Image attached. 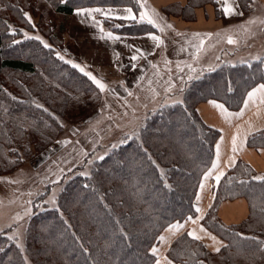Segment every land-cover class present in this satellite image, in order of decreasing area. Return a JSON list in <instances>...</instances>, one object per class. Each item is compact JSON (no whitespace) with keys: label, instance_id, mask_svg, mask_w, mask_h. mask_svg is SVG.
Wrapping results in <instances>:
<instances>
[{"label":"trees","instance_id":"obj_1","mask_svg":"<svg viewBox=\"0 0 264 264\" xmlns=\"http://www.w3.org/2000/svg\"><path fill=\"white\" fill-rule=\"evenodd\" d=\"M236 1L245 11L252 4ZM206 3L216 0H187L172 12L186 17ZM40 5L64 16L83 8L129 7L135 12L139 8L137 0H0L2 173L18 165L30 136L38 138L34 143L40 152L61 133L60 114L96 93L85 75L62 62L54 49L61 47L53 45L50 36L49 47L25 36L41 34V26L47 24ZM102 21L118 35L152 31L147 23L135 20ZM262 82L264 59L220 66L194 79L180 103L148 112L135 131L121 136L122 144L93 161L87 172L72 175L54 208L45 206L31 218L25 230V255L32 264H153L150 250L161 231L194 216L197 188L213 160L219 133L201 119L197 105L212 99L237 110L247 91ZM248 143L264 147V134L253 135ZM5 153L10 158L5 159ZM254 177L239 161L215 189L202 222L222 242L219 252L212 253L184 233L169 247L168 259L177 264H264V180ZM234 199L245 200L249 212L238 225L226 226L218 218V207ZM6 234L0 232V264H26L23 251Z\"/></svg>","mask_w":264,"mask_h":264},{"label":"crops","instance_id":"obj_2","mask_svg":"<svg viewBox=\"0 0 264 264\" xmlns=\"http://www.w3.org/2000/svg\"><path fill=\"white\" fill-rule=\"evenodd\" d=\"M229 2L231 3L232 0H229ZM252 2L264 5V0H252ZM140 3H144L145 7L141 8ZM182 3H184L183 0H140L138 10L136 12L132 10L133 15L136 16L134 20L142 22L139 16L142 12H147L156 21V26L143 21L151 26L152 31L138 36L112 33L113 36L120 37L119 40L100 38L101 36L106 37V34L111 32L103 24L102 19L134 21L133 19L119 18L127 15L124 10L129 7L83 8V10L101 9L107 15L100 12H93L91 16L87 13L77 15V11L82 9H77L69 15L87 36L95 32L100 44L102 43L104 47L122 46L119 49L116 47L114 51L115 55L118 54L116 69L120 71V75H117L115 79L109 78V81H101L106 85L105 90L102 91L104 95L109 98L116 95L115 97L121 101L131 99L134 102L137 100L140 102L139 106L142 109L151 110L153 108L148 101L152 100L150 94L155 90V86L163 87V89L162 87L160 90L158 89L157 100H153L158 101L163 92L170 94L168 89L172 90L175 83L174 78H177V82L186 83L185 81L193 78L199 72L202 73V70L213 69L219 63V57L221 56V53L218 52V46L222 44L230 46L239 42L240 37L243 36V33H240L242 30L248 34L249 45L252 44L254 36L264 31V17L257 19L256 23H249L252 19H247L246 15L244 17L243 15H237V17L233 18L224 14L228 30H225L222 35L219 32L220 26L215 23V14L212 8L194 10L195 19L192 23H189L184 21L186 20L185 17L181 15L175 16V12H172V9H175L176 6H184ZM234 5L237 4L234 3ZM223 6L224 0H220L219 7L222 11ZM169 10L171 13L166 14L165 11ZM92 17H95V20ZM95 21H99V25ZM168 25H171V27L169 28ZM101 28H103V32H101ZM152 35L162 40L163 44L157 47L156 41L151 39ZM236 36H238L239 40L233 38ZM79 38L81 43L86 44L84 38H81V36ZM229 38L235 42L228 43ZM201 41H203L202 44ZM243 45L249 46L245 41H243ZM214 46L217 50L209 56L213 52L212 48ZM136 49L142 50L145 55L141 56ZM133 55H136L138 59L135 61L131 60L130 57ZM70 59L72 65H79L78 69H83V73L86 72L84 71L85 69L88 72H92L93 68L87 64L85 58L80 56L78 59L76 57ZM129 61L131 62L129 70L123 72V68L125 66L128 67L127 62ZM173 68H179V70L172 73L170 71ZM91 74L95 76L93 72ZM261 84H264V82L258 83L247 91L241 107L237 110H229L220 101L212 99L197 105L196 110L201 119L206 125L216 129L219 133L214 145L213 160L210 167L202 175L197 188L194 216L188 217L181 222H174L161 231L157 242L150 250V253L155 258L153 264H157V261L160 264H169V262L177 264L168 259L166 253L171 244L184 233L194 232L196 236L201 237L196 240L205 244L212 253H216V248L220 249L222 247V242L206 229L202 221L213 203L214 192L220 180L237 162L240 161L246 164L255 177L264 176V147H253L248 143L249 138L253 135L264 134V103H261L264 93H257L250 101L247 95ZM114 89L117 92H112ZM245 101H248L247 106H245ZM217 105H222L223 107H217ZM125 110H128V108ZM234 137H236L235 152L233 151L232 143ZM233 160L234 164L231 163ZM214 165L216 167H213ZM221 172L223 173L222 176L220 175ZM208 173H211V175L205 178ZM217 176H220L219 180L216 179ZM248 212L249 209L245 200H228L219 205L218 218L222 224L234 226L241 223L247 217ZM173 225H182V227L173 228ZM190 237L193 238L192 236ZM212 237L215 239H212ZM153 249L156 251L154 252Z\"/></svg>","mask_w":264,"mask_h":264},{"label":"rangeland","instance_id":"obj_3","mask_svg":"<svg viewBox=\"0 0 264 264\" xmlns=\"http://www.w3.org/2000/svg\"><path fill=\"white\" fill-rule=\"evenodd\" d=\"M183 2L184 5L187 0H183ZM235 3L239 5L237 1ZM39 7L45 11L44 17L47 19V24L41 26V34L33 32L27 33V36L33 38L38 36L43 44L46 43L51 46L46 38L50 36L55 42L53 45L58 44L61 47L54 49H58L56 54H59V58L63 57V59L60 58L62 62L73 67L71 62L69 63L70 58L76 57L78 59L81 56L93 68L94 77L100 81H109V78L115 79L117 75H120V71L116 69L118 59L114 51L116 47L119 49L122 46L104 47L102 43L100 44L95 32L87 36L70 16L54 13L51 9H45L44 5ZM176 7L179 8V6ZM205 8L214 10L215 23L220 26L219 32L223 35V32L228 30L227 20L225 21L224 12L219 7L217 0L215 4L206 3L195 6L191 15H187L184 21L192 23L195 19L194 10ZM237 11L242 12L243 17L246 15L247 19L251 18L255 21L264 17V5L256 2H252L251 7L246 11L240 6ZM177 13L179 12H175L174 15L178 16ZM231 17L234 18L237 15H231ZM126 22L130 21L126 20ZM240 33H243L244 37L239 36V42L230 46L225 44L218 46V52L221 53V56L219 63L214 68L240 64L249 65L260 60V58L264 59V31L252 38L251 45H249L250 40H247V32L242 30ZM144 34L146 33L139 35ZM79 36L84 38L86 44L79 41ZM233 38L239 40L238 36ZM244 38L245 40H243ZM243 41L249 46H244ZM216 50L217 48L214 46L213 52L209 56ZM130 63V61L127 62L128 67L125 66L123 72L129 70ZM75 69L85 75L80 69ZM177 70L179 68H173L170 72L173 73ZM84 71L88 72L87 69ZM202 71V73L199 72L193 78L185 81L186 83L177 82V78H174L175 83L172 90L169 91L170 94L163 92L158 101L153 100H157V92L162 86H155V90L150 94L152 100L148 101L153 108L151 110L142 109L137 100L134 102L131 99L121 101L115 97L116 95L109 98L85 75L96 91L91 96L93 98L84 97L83 100L70 104L60 114L62 118L59 120L62 128L61 133L52 142L45 144L40 152L34 143L39 142L38 138L29 135L28 146L22 149L18 165L8 172L2 173L0 171V232L6 230L7 237L14 241L24 253L25 230L31 218L45 210V206L50 209L54 208L60 190L69 182L72 175L82 170L87 172L93 161L105 156L112 147L122 144L124 139L121 136L135 131L148 112L182 100L183 92L188 90L190 83L206 72V70ZM11 75L19 79L23 78L19 73H11ZM91 75L93 76V74ZM27 82L30 83V80ZM112 92H117V90L114 89ZM169 97L170 99H168ZM126 108L128 110H125ZM7 158H10V155L7 156L5 153V159ZM23 258L26 264H32V260H29L25 253Z\"/></svg>","mask_w":264,"mask_h":264},{"label":"snow or ice","instance_id":"obj_4","mask_svg":"<svg viewBox=\"0 0 264 264\" xmlns=\"http://www.w3.org/2000/svg\"><path fill=\"white\" fill-rule=\"evenodd\" d=\"M62 2H63V0H62ZM137 2L139 3V0H137ZM217 2L219 3L220 2V0H217ZM235 3V0H232V2L230 3L229 2V0H224V6H223V11H224V14L226 15V16H231V15H243V13L242 12H238L237 11V8L239 7V5H235V7L233 6V4ZM140 7L141 8H143V7H145V4L144 3H140ZM126 13H127V15L126 16H123V17H119L120 19H136V16H134L133 15V13H132V9L131 8H126L125 10H124ZM93 12H100L101 14H104V15H107V13H104L101 9H86V10H78L77 11V15H84L85 13H87L89 16H91L92 15V13ZM109 12H111V10H109ZM24 16L28 19V21H29V23H31V17L30 16H28V14L27 13H24ZM93 18V20H95V17H92ZM139 19H140V21H146L148 24H151V25H153V26H156V21L153 19V17L152 16H150L147 12H142L141 14H140V16H139ZM95 23L97 24V25H99V21H95ZM249 23H256V21L255 20H250L249 21ZM117 27H119V25H117ZM168 27L170 28L171 27V25H168ZM101 30V32H103L104 30H103V28H101L100 29ZM161 30H163V29H161ZM25 36H27V33H25ZM28 38H33V37H28ZM35 39H37V40H39L40 39V37H34ZM101 39H105V38H108V39H113V40H119L120 39V37H118V36H113V34L111 33V32H108L107 34H106V37L105 36H101L100 37ZM151 39L152 40H154V41H156V46L157 47H159L161 44H163V41L162 40H160L158 37H156L155 35H152L151 36ZM42 43H43V41H41ZM235 41H233L231 38H229L228 39V43H234ZM203 43V41H201V44ZM44 46L45 47H49V45L48 44H44ZM136 51L138 52V53H140V55L141 56H143V55H145L143 52H142V50H140V49H136ZM57 55H59V54H57ZM61 59H63V57H60ZM117 58H118V54H117ZM130 59L131 60H133V61H135V60H137L138 59V57L136 56V55H133V56H131L130 57ZM69 63H70V61H69ZM73 67H77V68H79V65H76V64H73ZM81 71H83V69H80ZM86 76H88L98 87H99V89L101 90V91H104L105 90V88H106V85L105 84H103L100 80H98L96 77H94V76H92L91 75V73H87V72H85L84 73ZM171 89L169 88L168 89V91H170ZM257 93H264V84H261V85H259V87L258 88H254L251 92H249L247 95H248V100L250 101V100H252L255 96H256V94ZM177 103H180V101H177ZM247 103H248V101H245V106H247ZM261 103H264V97H262L261 98ZM217 107H223L222 105H217ZM232 143H233V151L235 152L236 151V137H234L233 138V141H232ZM232 164H234V160L231 162ZM213 167H216L215 165L213 166ZM208 175H211V173H208V174H206V177L205 178H207V176ZM220 175L222 176L223 175V173L221 172L220 173ZM219 178H220V176H217L216 177V179L217 180H219ZM254 179H256V180H264V176H257V177H254ZM203 187V186H202ZM197 211H199V209H197ZM191 219V218H190ZM173 228H179V227H182V225H173L172 226ZM202 231H203V229H201ZM188 235H190V236H192L194 239H200L201 237H199V236H196L195 234H194V232H189L188 233ZM161 239H163V237H161ZM212 239H215L214 237H212ZM153 251L155 252L156 250L155 249H153ZM215 251L216 252H219L220 251V249L219 248H216L215 249ZM157 264H160V262L159 261H157ZM169 264H171V262H169Z\"/></svg>","mask_w":264,"mask_h":264}]
</instances>
